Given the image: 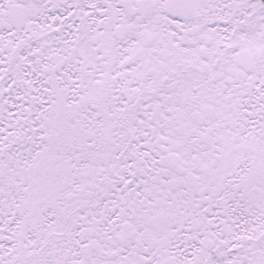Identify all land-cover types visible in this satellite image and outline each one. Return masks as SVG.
<instances>
[{"label": "snow or ice", "instance_id": "1", "mask_svg": "<svg viewBox=\"0 0 264 264\" xmlns=\"http://www.w3.org/2000/svg\"><path fill=\"white\" fill-rule=\"evenodd\" d=\"M0 264H264V0H0Z\"/></svg>", "mask_w": 264, "mask_h": 264}]
</instances>
